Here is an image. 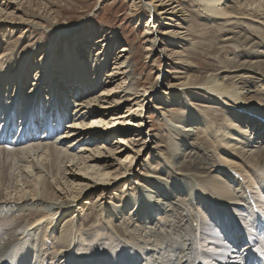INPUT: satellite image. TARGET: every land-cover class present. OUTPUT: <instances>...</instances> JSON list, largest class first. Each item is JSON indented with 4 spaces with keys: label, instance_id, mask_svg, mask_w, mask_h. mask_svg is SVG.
<instances>
[{
    "label": "bare ground",
    "instance_id": "6f19581e",
    "mask_svg": "<svg viewBox=\"0 0 264 264\" xmlns=\"http://www.w3.org/2000/svg\"><path fill=\"white\" fill-rule=\"evenodd\" d=\"M69 1L77 0H0V32L59 31L53 8ZM126 1L130 14L150 16L148 54L162 58L166 53L169 67H176L172 73L167 70L168 76L159 73L150 89L130 85L131 48L110 53L104 48L110 45L106 37L95 43L101 52L96 71L90 61L78 58L89 59L80 51L86 47L83 35L81 46L71 50L74 57H68L67 49L65 58L48 55L46 70L53 75L33 73L38 66L34 56L19 69L9 66L12 46L0 53V264H264V146L255 145L264 139V0H194L213 29L233 36L221 43L234 57L200 76L189 74V64L180 56L187 58L183 48L194 46L182 3ZM156 23L160 26L153 30ZM203 31L197 38L215 33ZM165 43L172 52L161 49ZM109 53L115 60L112 71L107 68L113 58ZM55 74L64 77L59 86ZM26 81L30 90L22 93ZM40 82L47 86L42 93L36 90ZM99 86L102 93L95 96ZM197 90L215 109L191 102L189 96L198 95L192 92ZM153 95L161 103L152 111L160 112L166 127L167 153L162 145H148L156 136L143 123V109ZM173 99L181 101L179 111L169 106ZM122 105H127L126 114L107 122ZM246 119H257L252 129L249 124L239 128ZM124 127L136 129L135 134ZM109 138L114 141L106 148ZM247 140L256 149H247ZM84 141L97 146L75 152L74 146H84ZM147 148L149 159L162 162L148 173L142 170L148 158L138 167ZM85 153L87 157L81 155ZM107 157L101 164L88 162ZM136 174L142 182L134 187L124 183L119 195V183ZM87 193L90 197L77 207ZM92 209L124 242L121 248L99 251L105 227L91 242L86 235L77 239ZM94 241L98 250L90 249Z\"/></svg>",
    "mask_w": 264,
    "mask_h": 264
},
{
    "label": "rangeland",
    "instance_id": "374dc122",
    "mask_svg": "<svg viewBox=\"0 0 264 264\" xmlns=\"http://www.w3.org/2000/svg\"><path fill=\"white\" fill-rule=\"evenodd\" d=\"M178 1H180L182 3L183 7L188 11V14H189V23L188 24H189V27L192 29V31L189 32V35L192 36V37L191 36L190 37L192 39V43L194 46H188L187 49L183 48L184 49L183 53H185L187 58H185L184 54H182L183 56L180 55L183 59H186V61L189 64V67H187L188 69L191 70V72H189V74L195 75V76H200L205 72L211 71L215 67H220V66L216 65V64H219L218 61L228 62L230 59H232L234 57V55H231L229 53L230 48L225 47L221 43L222 42L221 39L233 37V36L222 35L221 32L219 31L220 27H215L213 29L212 24H210V22L203 16L201 9L198 7V5L196 4V2L194 0H178ZM129 5H130V3H128V1H126V0H77L75 2L69 1V2H67L66 5H62V6L59 4L57 7L53 8V12H56V15L59 16V18H58L59 22H60V30L59 31H52V30H49L46 28L45 29L40 28L39 29L40 32H36L37 30H32L33 32L32 31L29 32V31L24 30V29H21L19 31H15L14 33H12L10 30L8 33L6 32L7 34L4 32H0V53H2L6 48H8V46H12V48L10 49L11 50V52H10L11 57H10V60L8 61V63H9L8 65L9 66L14 65V67L16 69H19L21 67V65L25 61V59H29L31 56H34L33 62L34 61H35V63L38 62V66L34 67L35 72H33V73H36V72L39 73L42 71V73H41V75H42L45 73L46 67L48 66V63H45V60L47 59L48 55H50L54 59L65 58V55H66L65 53H67V51H66V49H67V50H69L68 51L69 54L67 53L68 57L69 56L74 57L75 54H73V52L71 50L74 46H77V44L80 42V40L83 39L86 42V43H84L86 47L84 49H80V51L82 50L85 52V54H88L89 59H84L82 57H79L78 55L77 56H78L79 60L82 62L83 61H87V62L90 61L89 64L92 67L91 69L94 70V69H97L96 67L99 66L100 60H97L96 57H97V55H100V53H101L100 49L98 50V47L96 46L95 43H97L99 40H102L104 37H106L105 39L109 40L107 42V44H110V45H109V47L107 46L104 48L109 50L110 53L112 51L113 52H119L120 51L119 49L121 47H124V46H128L129 48H131V56H133L135 61L132 62L133 69L129 68L132 70L131 74L133 75L132 76L133 79L130 78V85L132 84V85L136 86L138 88L137 89L138 91H141L144 88L150 89L151 87H154L156 85L159 73H161L163 75L165 74V76H168L169 73H167V70H168V72L172 73V72H174L173 68L175 66L169 67V65H168L169 62L165 61L166 53L164 54L165 57L163 55L162 58H161V56H158V54H157V56L148 54L149 53L148 50L151 49V46L149 45L150 44L149 43L150 40H148L149 37L146 36L145 32H146V24L149 21L148 19L150 16L146 13L144 15H141L140 17L138 16V14H134V15L130 14ZM158 25L159 24L156 23L153 30H155L158 27ZM207 25H208V27H207ZM162 28L163 27L161 26L160 28H158V30L161 31V30H163ZM197 29H198L197 32H199V33L194 32V30H197ZM203 30H207V32L214 31L215 33L213 35L209 34V36L204 37V38H202V37L197 38V36H202L200 34L201 33L200 31H203ZM21 32H24V34H23L22 38H19L22 34ZM203 32H206V31H203ZM82 35L84 37L82 39H80V37ZM211 35L213 37H211ZM227 35H229V34H227ZM223 36H226V37H223ZM251 36L253 37L254 35H251ZM146 37H148V39ZM213 40H215L214 43H212ZM235 43H237V41H235ZM99 44H101V43H99ZM79 46H81V45H79ZM90 47H91V49H90ZM112 48H114V49H112ZM245 48H246V50H249L250 47L248 45ZM261 48H264V46H261ZM161 49H165L166 51L169 50L168 52H172V50H171L172 48H170L168 46V44H166V43L164 46L161 47ZM238 49H240V48H238ZM254 50H258V49H254ZM105 51L106 50H103V53ZM146 51H148V52H146ZM179 51H181V49ZM215 51L219 54V57L216 56ZM243 51H245V50H243ZM53 52H55V54H52ZM70 52H71V54H70ZM233 52H234V49H233ZM106 53H104V54H106ZM110 56H111V58L112 57L113 58H112V60L109 61L110 65L108 64L107 65L108 67L107 66L106 67L110 68L109 71L110 70L112 71L115 67L113 65L115 60H114V56H112L111 54H110ZM148 57L150 59H148ZM78 58H77V60H78ZM95 59H96L97 63H96ZM55 63H58V62H55ZM84 63H86V62H84ZM36 67H39V68H36ZM93 67H95V68H93ZM26 68L28 69V66H26ZM55 68H56V66L52 67V69H55ZM94 71H96V70H94ZM46 72H48L49 75H53V73L51 72V69L46 70ZM55 73H57L56 70H55ZM93 73L95 74V72H93ZM55 76H56V74H55ZM56 77H58L57 80H59V81L57 82V84L59 86L60 84H62L64 77L60 78L59 74H57ZM52 78L54 79V76H52ZM101 79H102L101 84H103L105 81L104 76ZM28 82H29V84L27 85ZM28 82L26 81V87H23L24 89L22 88V90H21L22 93L24 91H26L27 88L29 89V87H30L29 85H31V83H30V81H28ZM165 82L166 83L168 82V78H166ZM92 85H93V82H90L88 84V87H89V89H91V91L93 90ZM13 86L11 87V85H10L9 88L14 89L15 87H13ZM101 86H103V85H101ZM46 87L47 86H45L43 83H41V84H39V87L36 90H39V91L41 90L40 93H42V92H44L43 89ZM74 90H76V88H74ZM102 90H103V87L99 86L98 90H96L95 96L100 95L102 93ZM83 91L84 90H82V94H83ZM192 92L198 94L196 96L195 95L189 96V99L191 100V102L194 105H196V106L204 105L205 107L209 106V107L214 108L212 106V103H208V101H205L204 99L199 97V94H203L201 91L197 90V91H192ZM43 95H44V93H43ZM83 96L86 97L85 94H83ZM135 97L136 96H134L133 99ZM150 98L152 99V102H146L147 104L144 105L143 115L145 118L143 119V121H144L143 123H145V124L147 123L149 125L148 128L153 130L152 133L156 136V138L151 139V141H149L148 145L151 148H153L155 145H162L165 148L161 147V150H163L165 153H167L166 149L168 147L167 146L168 137H167L166 127L164 126L163 120L160 117V112L158 111L157 113H154L152 111L153 106H156V105L160 106L161 103L159 101V98L153 100L154 95L151 96ZM16 101H17L16 102L17 105H21V101L19 99H17ZM180 102L181 101H179V100H178V102H176V100L173 99L168 104L170 107H173L174 111H179L178 109L182 108V104ZM53 103H56V100H53ZM53 103H52V105H53ZM30 107L31 106H28V108H30ZM126 107H127V105H125V106L122 105L121 108L118 109V111L112 112L113 116L108 117L107 122L111 118H117L119 116H123L124 113L126 114V111H127ZM26 108H27V106H25V109ZM15 109L21 110L22 108L18 107ZM165 109L170 111V109H168L167 107H165ZM134 110H136V108H134ZM117 121L119 122L120 120H117ZM256 121H257V119L242 120L238 126H239V128L242 129L245 126L247 127L249 124L250 129H252L254 127ZM123 129H128L130 131L131 136L133 134H135L134 132H136V129L131 128V127H124ZM145 134H146V131H145ZM118 138H119V136L117 135V136H114L113 139H118ZM238 138L240 140H242V138H244V137H242L241 135H238ZM263 138H264V135H263ZM74 140H77V139L75 138V139L71 140L69 143L74 142ZM113 141L114 140L109 138L107 140V144H104L105 147L106 148L110 147L112 145ZM54 142H56V141L54 140L53 143ZM92 142L93 141H91V142L90 141H84V144H85L84 146H81L83 142L81 144H79V142H78L74 146V148L77 149V151H75V152H78L80 149H89V150L94 149L95 146H97V145L93 146L92 144H94V143H92ZM99 143H102V142H99ZM253 144L254 143H252V141L247 140L246 141L247 149H249V150L256 149V148L251 147ZM257 144H259L258 145L259 147L264 146L263 145L264 139H262L261 141L259 140V142H256L255 145H257ZM65 146H66V148L69 147L68 144ZM53 147H55V146H53ZM150 152H151V149H148V148L146 151L142 152V155H143V153L145 155L140 157L141 158L139 161L140 165L138 167L141 166L142 162L147 160ZM81 155L83 157L88 156L87 153L81 154ZM107 160H110V159H108V157H107V158H101V159H97L95 161H88V162H89V164H101ZM66 165L68 166L69 164H66ZM145 165H148V166L142 168L143 171H145L146 173L154 172L158 168L162 167V162H160L157 159V157H156V159H149L148 158ZM140 169H141V167H140ZM69 170H72L73 171L72 173L78 174V172H76L75 169H73V168L69 169ZM45 172L46 171H44V173ZM68 173H70V172H68ZM12 174H13L12 171L8 170V175L10 177L7 180H8V183H10V184L12 183V179H11L13 177ZM66 177L72 178V175L71 176L67 175ZM49 178H52V173L50 174ZM58 178H60V176H58ZM136 181L139 184L142 182V178L138 177L137 174L135 176L127 179V180L121 181L119 183L120 184L119 187L116 188L118 190L117 192H119L118 194L120 195L121 192L123 191V189L125 188L124 183L127 182V185H131L134 187L133 183ZM63 183H64V181L62 182V184ZM135 187H137V186H135ZM113 193H115V192H113ZM109 196H111V195H109ZM89 197H90V193H87V195L85 197H83L76 204L77 207H79L81 205V202H84ZM149 202H150V200H149ZM80 207H82V205ZM93 210L94 209L89 211L90 212L89 216L91 218H90V222H88V226H85V223L81 222L82 226H81V229H80V227H79V229L81 230L82 233L80 232L81 233L80 235L77 234V239H81V235H84V236L86 235V236H90L89 241L91 242V241H93V239H96L97 237L99 238L101 236V233L97 232L99 229L101 232V231H103V230H101L102 228L103 229L106 228L105 233L102 234V235H106V236L102 239L101 248H98L99 247L98 244L94 241L92 244H89V246L91 245L90 249H97L98 248L101 253H104V252L107 253L113 247L114 248H117V247L121 248V246L124 242L121 241V239L118 236H116L109 227H107L105 225L104 220L100 219L99 213L96 210L95 211H93ZM97 220H98V223L100 225H98ZM116 223H118V221H116ZM96 235H99V236H96ZM92 245H94V246H92ZM84 246L86 247V244H84ZM96 246H98V247H96Z\"/></svg>",
    "mask_w": 264,
    "mask_h": 264
}]
</instances>
